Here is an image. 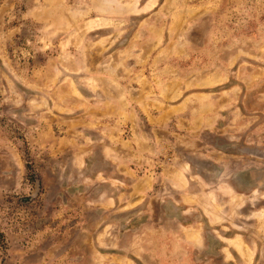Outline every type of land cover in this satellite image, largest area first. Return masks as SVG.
<instances>
[{
  "label": "rangeland",
  "instance_id": "1",
  "mask_svg": "<svg viewBox=\"0 0 264 264\" xmlns=\"http://www.w3.org/2000/svg\"><path fill=\"white\" fill-rule=\"evenodd\" d=\"M0 264H264V0H0Z\"/></svg>",
  "mask_w": 264,
  "mask_h": 264
}]
</instances>
